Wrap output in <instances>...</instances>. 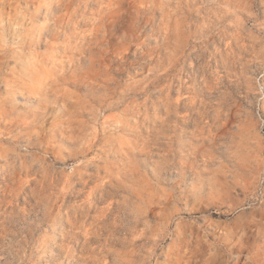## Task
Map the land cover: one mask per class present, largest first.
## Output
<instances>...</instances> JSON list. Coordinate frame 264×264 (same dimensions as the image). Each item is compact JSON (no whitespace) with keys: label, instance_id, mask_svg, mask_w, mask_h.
Instances as JSON below:
<instances>
[{"label":"clouds","instance_id":"obj_1","mask_svg":"<svg viewBox=\"0 0 264 264\" xmlns=\"http://www.w3.org/2000/svg\"><path fill=\"white\" fill-rule=\"evenodd\" d=\"M0 264H264V0H0Z\"/></svg>","mask_w":264,"mask_h":264}]
</instances>
